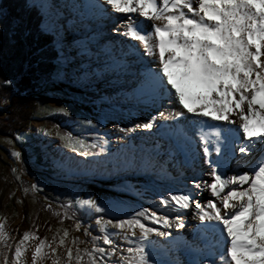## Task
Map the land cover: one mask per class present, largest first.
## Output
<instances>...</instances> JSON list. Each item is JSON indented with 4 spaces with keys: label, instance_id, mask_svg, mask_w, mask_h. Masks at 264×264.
Here are the masks:
<instances>
[{
    "label": "snow or ice",
    "instance_id": "obj_1",
    "mask_svg": "<svg viewBox=\"0 0 264 264\" xmlns=\"http://www.w3.org/2000/svg\"><path fill=\"white\" fill-rule=\"evenodd\" d=\"M24 6L28 7L27 0ZM95 7L108 16L120 14L111 21L115 24L112 32L128 38L121 56L132 58L124 64L133 69L134 85L129 95L150 109L142 122L132 128L114 127L112 134L154 129L159 118V127L183 145L181 152L170 149L168 157L179 156L177 170L191 168V178L183 177L186 187L153 193L152 203L129 209L125 219L113 217L110 205L90 195L81 199L73 194L74 200L60 202V220H75L74 228L84 227L86 235H91L88 226L82 225L69 207L91 214L89 219L95 216L101 235L90 241L79 237L66 240L67 229H58L51 240L25 231L9 252L13 237L0 220V264H9V257L11 264H25L29 240H38L31 246L30 264H42L44 259H51V264H176L148 253L150 246L160 243L151 240L153 234L176 251L179 245L194 250L198 241L206 243L210 237L218 264H264V0H97ZM5 16L6 10L0 9V19ZM33 27L50 37L57 60L67 61L59 14L46 9L35 25L23 14L13 16L8 34L26 37ZM2 83L7 86L12 81ZM55 111L68 115L62 107ZM167 121L172 123H163ZM98 124L100 120L94 123L85 118L77 123L80 134L57 136L70 152L90 157L93 150L103 151L106 140L101 136L99 142L93 139L89 143L83 133L95 135ZM205 129L210 130L211 138ZM15 138L27 142L25 136ZM9 155L21 154L13 151ZM39 155L42 163H55L46 148H40ZM201 163L206 167H200ZM32 188L35 191L37 185ZM202 192L209 193V198L200 201ZM181 210L204 222L194 226L191 240H172L168 231L142 222L180 229L184 227ZM109 227L116 231H109ZM101 239L107 247L101 246ZM124 241L127 246H123ZM80 243L92 246L73 247ZM189 264L217 261L205 254Z\"/></svg>",
    "mask_w": 264,
    "mask_h": 264
},
{
    "label": "rangeland",
    "instance_id": "obj_2",
    "mask_svg": "<svg viewBox=\"0 0 264 264\" xmlns=\"http://www.w3.org/2000/svg\"><path fill=\"white\" fill-rule=\"evenodd\" d=\"M28 3L37 6L43 16L46 9L59 14L68 59H54L51 77L35 93L37 107L26 132L15 136L0 132V220L5 223V231L13 237L12 247L7 249L9 252L14 250L15 241L25 231L46 240L58 235V229H67L66 240L79 237L82 241H90L92 237L100 236L95 216L89 219L91 214L84 215L69 207L82 225L88 226L90 236L86 235L84 227L78 231L74 228L75 220H60L58 214L62 209L59 204L67 203L69 198L74 200L73 194H79L81 199L90 195L102 204L110 205L113 217L125 219L129 209L138 210L140 206L152 203L153 193L186 187L183 177L191 178L192 173L191 168L177 170L179 156L176 159L168 157L170 149L181 152L183 145H178L175 137L164 128L148 142L139 136L140 129L112 134L114 127L132 128L145 120L150 112L145 103L129 95L134 85V80L130 79L133 69L125 68L124 64L132 58L121 56L127 45L120 38L106 41L115 26L111 21L120 14L108 16L101 12L95 7L97 0H28ZM61 107L67 116L55 111ZM52 116H62L64 122L53 125L47 120ZM85 118L94 123L100 120V124L95 135L85 132L84 138L90 139L89 143L93 139L99 142L101 136L106 140L103 151L90 157L70 152L57 136L64 132L80 134L77 123ZM16 136L27 137V142L17 140ZM40 148L48 150L55 160L53 165L41 162ZM13 151L21 155L10 157ZM183 154L187 155V152ZM200 167L206 166L201 163ZM33 184L37 185L35 191ZM142 222L147 227L168 231L172 240H191L194 233V229H190V233L177 235L170 228L162 229L159 224ZM109 231L116 230L109 227ZM151 240L160 242L148 248V253L157 260L189 264L191 260L202 259L205 254L210 259L219 258L214 255V241L210 237L206 243L198 241L194 250H185L179 245V251L173 250L162 237L153 234ZM37 242H27L25 264H30L31 246ZM127 244V241L123 242V246ZM91 246V243L73 245L81 249ZM101 246H104L102 239ZM42 264H51V259H44Z\"/></svg>",
    "mask_w": 264,
    "mask_h": 264
},
{
    "label": "trees",
    "instance_id": "obj_3",
    "mask_svg": "<svg viewBox=\"0 0 264 264\" xmlns=\"http://www.w3.org/2000/svg\"><path fill=\"white\" fill-rule=\"evenodd\" d=\"M27 4L25 8V0H0V9L7 12L0 19V132L10 136L26 132L37 107L35 93L55 69L56 55L50 37L41 35L35 27L26 37L8 34L13 16L23 14L33 25L41 20V10L28 0ZM5 79L12 84L5 86ZM47 120L58 126L64 117L52 116Z\"/></svg>",
    "mask_w": 264,
    "mask_h": 264
},
{
    "label": "bare ground",
    "instance_id": "obj_4",
    "mask_svg": "<svg viewBox=\"0 0 264 264\" xmlns=\"http://www.w3.org/2000/svg\"><path fill=\"white\" fill-rule=\"evenodd\" d=\"M141 19H143V18H141ZM118 38H120V40L127 45L128 38L121 37L120 35H118L117 33L112 32V31L106 36V41L107 42L108 41L111 42V41H114V40H116ZM145 60L147 61V58H145ZM129 77H128V79H129ZM130 79L134 80L133 76H131ZM233 119H238V117H234ZM167 122H169V124L172 123L171 121H167ZM155 123L157 124L156 128L151 129V130H147V131H145V130H140L139 131V136H142L145 139L146 142L150 141V139L154 138V136L156 134H159L160 131L162 130V128L159 127V125L162 123V121L161 120L155 121ZM207 123L208 124H213V125H222L223 124V122H218V121H207ZM180 126L181 125H178V127H180ZM205 131H208L209 137L211 138L210 130L209 129H205ZM216 155H217L216 153H213V156H216ZM237 155H239V154L237 153ZM230 163L231 164H235V161H231ZM209 196H210L209 193L202 192L200 194V196L198 197V199L200 201H204L207 198H209ZM181 212L183 213V215L181 216V219H182V223L184 224V227L180 228V229H177L175 226L170 227V230L173 231L177 235H182L183 232L184 233H190V229L191 230L194 229V226H196V225H198L200 223V221L193 219V217L191 215V212H187L186 210H184V211L181 210ZM216 261H217V264H218L219 258Z\"/></svg>",
    "mask_w": 264,
    "mask_h": 264
}]
</instances>
